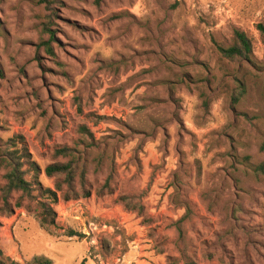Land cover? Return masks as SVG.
Masks as SVG:
<instances>
[{"label": "rangeland", "instance_id": "374dc122", "mask_svg": "<svg viewBox=\"0 0 264 264\" xmlns=\"http://www.w3.org/2000/svg\"><path fill=\"white\" fill-rule=\"evenodd\" d=\"M259 26L264 0H0V157L21 136L54 190L67 147L85 178L53 227L0 216L1 259L264 264ZM235 30L253 52L231 63Z\"/></svg>", "mask_w": 264, "mask_h": 264}, {"label": "trees", "instance_id": "16d2710c", "mask_svg": "<svg viewBox=\"0 0 264 264\" xmlns=\"http://www.w3.org/2000/svg\"><path fill=\"white\" fill-rule=\"evenodd\" d=\"M45 3H47L45 1ZM262 35H264V27H258ZM48 53L52 54V50L46 44ZM253 44L251 39L242 31L235 30L233 33V43L228 48H219L220 56L231 63L246 61L252 55ZM78 133L87 140L92 141L93 135L90 130L84 126H79ZM10 148L0 157V169L5 171L3 175L4 185L0 187V216H11L16 208L25 207L37 217L39 224L43 228L53 227L55 225L54 206L59 202V195L62 199L68 201L76 196L73 188L78 183L85 185L83 172L78 173L77 161L73 158V150L63 147L55 151L56 158L65 159L49 164L43 170L47 178H54L55 189L44 188L38 180L41 170L39 166L31 160L27 146L21 136H17L11 140ZM264 151V145L261 146ZM254 174L264 179V161L258 163L254 168ZM200 175V174H199ZM109 181H106L104 188H107ZM60 193V194H59ZM18 195L14 199L15 195ZM88 193H84V197H88ZM121 200L126 203L129 208L131 202L122 197ZM139 214L143 212V207L138 203L134 204ZM1 226V224H0ZM75 236L74 233H70ZM0 251V264H6L2 259ZM192 263V262H191ZM10 264H16L11 262ZM33 264H49L48 261L35 259ZM80 264H85L83 260Z\"/></svg>", "mask_w": 264, "mask_h": 264}]
</instances>
